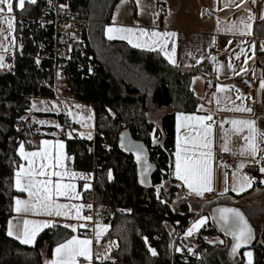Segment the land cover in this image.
I'll use <instances>...</instances> for the list:
<instances>
[{
  "label": "trees",
  "instance_id": "16d2710c",
  "mask_svg": "<svg viewBox=\"0 0 264 264\" xmlns=\"http://www.w3.org/2000/svg\"><path fill=\"white\" fill-rule=\"evenodd\" d=\"M119 1L37 0L34 5L26 3V10H15L16 47L13 59L8 60L9 70L0 73V264H46L58 244L74 233L87 235L56 223L41 231L32 246H25L6 231L17 194L13 186L14 173L21 163L17 148L20 143L35 148L40 139L51 137L55 130L32 123L27 113L33 99H53L59 82L64 93L94 110L93 139L65 135L61 139L70 168L93 174V206L98 219L109 226L107 238L114 244L112 259L106 264H244L243 252L247 249L253 254V264H264V229L234 259L227 255L228 241L206 242L218 235L211 224L192 242L183 237L198 216L221 204L205 202L207 210L197 212V206L183 202L172 209L175 194L181 190L172 177L175 114L197 112L199 101L191 91L190 80L201 76L211 90L215 84L212 65L205 61L183 70L157 52L133 49L122 41H106L104 26L110 23ZM57 4L67 7L59 13ZM57 16L60 21L56 23ZM70 22L79 25L78 38L72 39L62 31ZM255 35L264 40V20ZM149 107L165 112L159 125L147 119ZM39 116L57 118L69 128L74 126L66 123L64 114ZM122 137L126 147H121ZM133 145L143 149L151 166L145 184L140 183L142 162L138 164L134 151L128 150ZM161 184L158 199L156 187ZM257 186L253 184V188ZM90 190L83 191L84 200ZM179 240L187 242L195 253L184 262L175 254ZM149 247L156 250V256Z\"/></svg>",
  "mask_w": 264,
  "mask_h": 264
},
{
  "label": "crops",
  "instance_id": "0c3cea01",
  "mask_svg": "<svg viewBox=\"0 0 264 264\" xmlns=\"http://www.w3.org/2000/svg\"><path fill=\"white\" fill-rule=\"evenodd\" d=\"M133 0V3L136 4V1ZM147 3L152 5L155 3L158 5V14L157 12L148 13L147 15H141L138 11V8L135 7L131 9L129 3L124 4L121 3V0L114 7L111 21L109 24L104 26V38L106 41H122L129 45L133 49L141 50V51H150L146 48H137L133 47L128 43L127 40L121 39H112L109 40L105 35V30L107 27L116 26V27H125L132 28L135 31V36L133 37L135 42L144 43L149 40V37H140L139 29H144L147 32L151 33L152 31H156L159 33L165 32H174L176 36L174 38H169L168 40V48L170 49L172 46V42L174 40L176 45L175 52V60L177 63V67L187 70L191 67H194L202 62H207V59L210 58L208 56L207 51L209 49L213 50V55L211 57H215V61H213L212 71L214 73L215 84L211 90H207L204 79L201 76H194L190 80V88L195 97H197L199 103L197 107V112L194 113H179L183 115H197V116H205L208 115L209 112L213 115V126L211 133V151H212V168H213V187L215 193V197L213 199H209L206 202H219L220 206L223 205L225 207H232V201L239 202L248 200V197L252 195H264V183H261V180H264V173L259 172V167L261 165L255 164L251 161L250 157L241 156L239 154L240 147L245 144L243 137L248 135V131L245 128L243 132L233 134V126L227 121H231L233 119H241V120H251L255 122V128L257 133H264V89H261V81L264 80V51L261 50L262 45H264V40L260 38H256L255 32L256 28L259 24L264 20L261 17L264 16V0H246L244 4L240 7L236 5L240 4V0H197L194 3V0H146ZM135 6V5H134ZM190 6H193L194 9L186 10ZM151 7V6H150ZM130 8V9H129ZM136 9V10H135ZM249 13L254 17L251 22L252 29L250 35H239L238 33L232 35L225 31L227 27L231 24L239 25L241 18H243L247 22V18ZM113 16L116 17L115 24H113ZM217 21H219L220 30H217ZM139 37V39H137ZM215 38V44L213 45L211 42ZM231 40L232 43L228 44V41ZM255 46L254 49L252 46ZM8 46L7 44L5 45ZM244 48L245 54L248 57H251L247 60V64L244 63L245 54L240 53V49ZM163 58L164 56L157 51ZM237 55H239V59H237ZM203 57V59H201ZM165 59V58H164ZM166 60V59H165ZM197 60H200V63H197ZM167 61V60H166ZM168 62V61H167ZM228 63H232L233 70L227 67ZM172 65V64H171ZM241 67L247 68L246 72H240ZM239 73L237 75L236 73ZM243 79V80H242ZM195 80V82H193ZM245 81V82H242ZM59 86L55 90V97L51 100L44 99H33L39 102L40 104H52L54 101H58L61 103H69L76 106L85 105L80 103L73 98H71L68 94L64 93L62 90V84L59 82ZM220 85L225 87V92L217 93L216 86ZM236 89H239V93H237ZM237 95H241L243 100L236 99ZM214 97L220 99V104L216 103ZM226 97L228 99H226ZM32 100V101H33ZM251 103V112H237V111H226L222 109H231L237 105L243 103L246 107V103ZM203 105V111H200V106ZM89 107L93 112L94 118V110L91 106L85 105ZM247 108V107H246ZM32 114H51V113H43L34 111ZM62 114V113H61ZM174 118V152H173V171L172 177L175 179L174 165H175V151H176V116ZM56 115V114H55ZM41 118V117H39ZM66 123H69L67 120ZM71 123V122H70ZM205 123H210L205 121ZM221 123H223V128H221ZM42 127H51V126H43ZM63 128L62 135H65L66 128L65 125L61 124ZM72 126L71 128H74ZM197 131H202L201 128L195 127V122H189V126L187 128L181 129V135H190L195 136ZM61 135V136H62ZM52 137V138H51ZM51 137L43 138L38 141V145L35 148H29L26 145L25 151H38L40 147V143L43 140H48L52 142V154L53 157L56 153V148L54 147L57 139L52 134ZM258 141L260 139L259 135L257 137ZM63 141V140H62ZM227 141L228 151H224L223 147L225 142ZM64 144V141H63ZM261 148H264V143L260 144ZM191 148V145H188ZM19 148V146H18ZM17 148V150H18ZM63 153L65 159L62 161L63 168H53L49 169L50 171H64L65 169L75 172L78 175L75 179H70L69 177H64L62 179V183H74L79 180L80 183L76 187V191L81 194L80 200H68L65 197H54L59 203H70V204H84L83 201V189L82 180L79 176H85L83 172H78L72 170L69 165V157L65 152V144L63 148ZM219 152H224L230 157V163L228 165L223 164L219 160H217V154ZM18 154V151H17ZM191 154V153H189ZM264 155V153H258L257 159H260V156ZM19 156V155H18ZM20 158V157H19ZM21 160V159H20ZM54 162V161H53ZM27 164L26 161L21 160L20 164ZM244 163V168L241 170L244 174L249 175L250 177H254V181L250 188H247L245 191L237 194L231 190L232 188V173L237 170L238 165ZM261 164L264 165V160L261 161ZM19 167V166H18ZM90 175L91 180L93 179L92 173H87ZM225 174H227V183H225ZM59 179L58 177H52V180L55 181ZM176 181V184H181L180 181ZM257 183L258 186L253 188V184ZM14 185V179H13ZM181 187V193H183L184 197L192 202H204L202 196L198 197L195 194H190L186 187ZM225 187H228L229 191L223 193ZM15 189V188H14ZM251 190V191H250ZM250 191V192H248ZM17 192V191H16ZM211 193V192H206ZM220 193H223L222 195ZM205 194V193H204ZM203 194V195H204ZM244 195L242 198H234V196ZM15 197H19L21 199H27L26 193L17 192ZM14 204V200H13ZM85 205V204H84ZM239 209V208H236ZM246 208L240 209V212L246 211ZM83 210V209H82ZM243 213V212H242ZM82 215V211H81ZM44 220V219H52L56 221V223H69V224H81L83 220H69L62 217H44V216H34L31 213L27 214H17L12 211V214L9 216L7 223L9 220H13V222L19 221L20 227L23 226V220ZM97 222L102 226H107V231L103 232L100 238V242L97 244L95 239V231ZM95 226L92 228L91 232L87 233V235L74 233L73 236H76L78 239H91L92 240V253L93 259L92 264H106L107 261H111V253L114 249V244L111 243L107 238V233L109 230V226L103 222L102 219H98ZM7 223H6V231H7ZM253 229V227L251 226ZM47 229V228H45ZM44 229V230H45ZM78 231H82L81 228H77ZM254 232V229H253ZM184 237V234H183ZM254 237H256L254 233ZM13 238V237H11ZM15 239V238H13ZM70 239V238H69ZM17 240V239H15ZM68 240V239H67ZM19 241V240H18ZM231 242L230 239H228ZM34 244V243H33ZM28 244H23L25 246H32ZM113 246L109 249V245ZM57 247V246H56ZM55 247V248H56ZM54 248V249H55ZM53 249V252H54ZM245 252V251H244ZM243 252V253H244ZM107 253L109 259H104V254ZM97 254H99V258H97ZM237 256L234 255L230 257V259H234ZM244 257V255H243ZM52 257L47 261H51ZM80 260H83V257H79ZM46 261V262H47ZM80 264H88V261ZM245 264V258H244Z\"/></svg>",
  "mask_w": 264,
  "mask_h": 264
},
{
  "label": "snow or ice",
  "instance_id": "6c2138e0",
  "mask_svg": "<svg viewBox=\"0 0 264 264\" xmlns=\"http://www.w3.org/2000/svg\"><path fill=\"white\" fill-rule=\"evenodd\" d=\"M37 0H16L14 3L13 0H0V49L7 51V47L2 42L7 40L8 36L12 35L14 32V17L11 15L14 12L15 8L20 10H26L25 5L36 4ZM123 3L124 0H121ZM246 0H240V4L236 5L240 7L244 4ZM255 2V0H253ZM140 6V0H137V7ZM61 8L67 7L66 5H61ZM264 19V16L261 17ZM113 24H115L116 17L113 16ZM254 17L249 13L247 22L241 18L239 25L231 24L225 29L228 33L235 35L239 34L250 35L252 21ZM6 25V28H5ZM217 30H220L219 21H217ZM140 37H149L148 41L144 43L135 42L133 37L135 36V31L132 28L125 27H116L110 26L105 30V35L109 40L112 39H121L127 40L129 44L137 48H146L150 51H157L164 56L169 64L173 66H178L175 60L176 45L173 40L172 46L168 48L169 38H174L176 33L174 32H165L159 33L152 31L151 33L147 32L144 29H139ZM7 33V34H6ZM139 39V37H137ZM12 45L15 44V38L10 41ZM215 44V38L212 42ZM232 41L229 40L228 44H231ZM254 49V45L252 46ZM261 50L264 51V45H262ZM241 54H245L244 48L240 49ZM239 59V55L236 57ZM251 57H248L245 54L244 63L247 64V60ZM203 59V57H201ZM211 60L215 61V57H210ZM4 56L0 55V67H3ZM36 63H39L37 59ZM197 63H200V60H197ZM227 67L233 72L232 63H228ZM247 68L241 67L240 72H246ZM239 75V73H236ZM195 82V80L193 81ZM211 83V82H209ZM261 89H264V80L261 81ZM217 93L225 92V87L220 85L216 86ZM239 93V89H236ZM216 103L220 104V99L214 97ZM226 99H228L226 97ZM236 99L243 100L241 95H237ZM35 107V105H33ZM55 107V105L53 106ZM79 107V106H77ZM200 111H203V105L199 108ZM226 111H237V112H251L250 108H246L243 103L235 106L231 109H222ZM71 115V113H69ZM89 117L88 119H90ZM208 121L210 123H205ZM80 122V121H77ZM189 122H195V127L201 128L202 131H197L195 136L190 135H181V129L187 128ZM39 123L43 124L44 121ZM213 115L209 112L205 116L197 115H183L177 114L176 116V151L175 155V165L173 175L177 181H180L181 184H178L177 187L183 186L186 187L190 194H195L200 197L203 196L206 192H213V168H212V151H211V133L213 126ZM233 126V134L243 132L246 128L248 135L243 137L245 144L240 147L239 154L241 156L250 157L251 161L255 164L261 165L259 167V172L264 173V165L261 164V161L264 160V155L260 156V159H257L258 153H264V148H261L260 144L264 143V133H257L255 128V122L251 120H241L233 119L227 121ZM221 128H223V123H221ZM59 127V125H55ZM69 137L71 133H68ZM260 137L259 141L257 137ZM91 139V135L88 137ZM155 137L153 138V143H155ZM188 145L192 147L189 148ZM53 145L51 141L43 140L40 143L38 151H25V146L23 143H20L18 148V155L21 160L26 161L27 164H20L17 170L14 173V188L17 192L26 193L27 199H21L19 197H14V204L12 211L17 214H27L31 213L34 216H44V217H62L69 220L76 221H92L91 216L81 215L82 209L87 207L91 209L92 205L84 204H70V203H59L54 197H65L68 200H80L81 194L76 191V185L74 183H62L64 177H69L70 179H75L79 174L71 172L67 169L64 171H50L49 169L53 168H63L62 161L65 159L63 148L64 144L60 141H56L54 147L56 148L55 156L53 157L52 149ZM121 147H126L123 142V137L121 138ZM129 151H134L136 160L138 164H141L140 172V183L145 184L147 182V174L149 168L151 167L147 160L144 158V151L138 146H129ZM224 151H228L227 141L223 147ZM191 153V154H189ZM54 161V162H53ZM244 163L238 165L237 170L232 173V188L233 192L237 194L245 191L247 188L252 186L254 177H250L247 174H244L241 170L244 168ZM52 177H58L59 179L53 181ZM81 179L88 180L89 177L79 176ZM109 179H111V172H109ZM264 183V180L260 181ZM225 183H227V174H225ZM84 189L87 190L90 188V184L85 183ZM163 185L156 187L157 198L159 199V193ZM228 187H225L223 193L228 192ZM223 193H220L221 195ZM165 203V201H161ZM191 211V207H189ZM208 220L206 216H200L191 226L187 228L184 235L185 237L193 235V233L198 232L201 227H203ZM213 220L217 223L224 231L225 235H229L233 239V245L231 248V255H235L237 250L241 247L247 246L253 239V231L249 226L247 220L240 210L236 208H219L216 210V214L213 216ZM56 221L52 219L44 220H23V226L20 227L19 221L13 222L9 220L7 223V235L13 237L21 244L31 245L34 243L38 234L43 231L45 228H51L55 226ZM64 228H70L72 232H76L77 228L87 227L85 224H69L64 223L62 225ZM95 239L97 244L100 242V238L103 232L107 231V226L102 227L98 222L95 226ZM145 243H148L147 237H144ZM216 241H210V243H215ZM223 243V241H219ZM92 240L91 239H78L76 236H72L70 239L66 240L63 243L57 245L53 252V259L47 261L46 264H80L78 261L79 257H83V260L88 261V264H92L93 253H92ZM113 245H109V249ZM148 251L152 256H156V250L149 247ZM177 252L181 249L177 248ZM189 253H193V249H188ZM244 257L247 258V264H253L252 252L245 251L243 253ZM99 258V254H97ZM104 259H109L107 253L104 254Z\"/></svg>",
  "mask_w": 264,
  "mask_h": 264
},
{
  "label": "rangeland",
  "instance_id": "374dc122",
  "mask_svg": "<svg viewBox=\"0 0 264 264\" xmlns=\"http://www.w3.org/2000/svg\"><path fill=\"white\" fill-rule=\"evenodd\" d=\"M135 1H136V4L133 3V0H124L123 3L126 5H127V3H129L130 8L134 9L135 7H137V0H135ZM13 2L15 3L16 0H13ZM196 2H197V0H194V3H196ZM157 6L158 5L156 4V2L152 3V5H150L149 3L146 2V0H140V6L137 8H138V11L141 13V15H147L149 12L150 13L157 12V14H158L159 12H158ZM191 9H194L193 6H190L186 10L188 11ZM15 10H19V8L14 9V12L11 14L13 17H14ZM158 16H159V14H158ZM14 22H15V17H14ZM5 28H6V25H5ZM78 29H79V25L76 22H70L69 24H67L66 26H64L62 28V31L68 37L75 39V38H78ZM13 37L15 38L14 32L12 33V35L8 36L7 40L2 41L5 45L7 44L8 46H10L12 50L16 47V41H15L14 45H12L10 43V41L13 39ZM0 55L4 56V61H3L4 66L0 67V73H2V72H6L9 70L10 62L6 59L5 51L3 49H0ZM58 86H59V84L56 85V88H58ZM56 88H55V90H56ZM33 105H35V107H33ZM54 105H55V107H53ZM34 111L43 112V113H51V114H56V115H59L61 113L64 114L71 123L75 124L74 128L66 127V128H69V129L65 130V132H64L66 138H81V139L90 140L88 138L89 135H91V139L94 138L95 128H94L93 112L89 107H87L85 105H81V106L77 107L76 105H72L69 103H61L58 101H54V102H52V104H44V103L40 104L36 100L32 101L31 108L27 113V117L30 118L32 123H36V124L38 123L39 125L54 127L55 130L52 134L57 139V141H60L63 143V141L61 139V135L63 133V128H62L59 120L57 118H54V117H41V118H39L40 116L38 117V115L32 114V112H34ZM69 113H71V115ZM164 113H165L164 111L153 109V108L149 107V110L147 113V119L149 120V122H152L155 125H159V119L162 116V114H164ZM89 117H91V118L88 119ZM40 121H44V123L41 124V123H39ZM77 121H80V122H77ZM55 125H59V127L57 128V127H55ZM69 132L71 133L70 137L68 135ZM83 174L85 175V177H89V179L88 180L83 179L82 180V186H84L85 183H88V184H90V188H91L92 180H91L90 175L85 173V172ZM79 183H80L79 180H77L75 182L76 187L79 185ZM165 185H166L165 186L166 188H168L170 186L168 183ZM83 189H84V187H83ZM207 201H209V200H207ZM183 202H189V203H192L195 206H197L196 207L197 212H200L204 208L203 207L204 202L189 201L184 197L183 193H181V191H179L178 193L175 194V197L173 199L172 209L176 210V208H178V206L180 204H182ZM211 203H214V202H211ZM221 206H223V205H221ZM215 207L216 206H212V210ZM232 207L239 208L238 210H240V209L242 210V208H246L245 212L242 211L243 215H244L245 219L247 220L249 226L253 227L255 235L260 236V233L264 229V195H261V194L260 195H252V196L248 197V200H245V201H239V202L232 201ZM204 210L206 211L207 208H204ZM212 210H210L209 213L207 212V213L200 215V216L208 217L206 224L203 227H201L200 230L204 229L207 226V224H211L218 231V235H216L215 237H211L206 242L209 244H215V243L221 244V243H219V241H223L222 244H227L229 235H225L223 229L217 223L214 222V220H213L214 214L212 213ZM200 216H198L196 219H198ZM191 224L188 227H190ZM187 228H186V230H187ZM185 231H184V233H185ZM199 231L193 233V235L188 236V237H185V235H184V238L187 239L188 242H192L193 238L197 236V233H199ZM210 241H216V242L210 243ZM192 246H194V245H192ZM226 247L228 248L227 249V253H228L227 255L231 256L230 253H231V248H232V242H229V246L226 245ZM245 251H251V250L247 249ZM244 258H245V264H247V258L246 257H244Z\"/></svg>",
  "mask_w": 264,
  "mask_h": 264
},
{
  "label": "built area",
  "instance_id": "2783aa9c",
  "mask_svg": "<svg viewBox=\"0 0 264 264\" xmlns=\"http://www.w3.org/2000/svg\"><path fill=\"white\" fill-rule=\"evenodd\" d=\"M60 6H61L60 4H57L56 8L59 11V13H62L65 8H61ZM59 21H60V18H59V16H57L55 19V22L57 23ZM207 54H208V56L211 57L213 55V50L209 49L207 51ZM5 57L7 60L13 59V50L11 49L10 46H7V51H5ZM57 76H59L58 73H57ZM246 107L250 108L251 103L247 102ZM8 141H11V139L9 138ZM93 150H94V148H93V146H91L90 151H93ZM217 160H219L220 162H222L223 164H226V165H228L231 161L230 157L224 152H219L217 154ZM93 196H94V187H93V181H92L91 190L89 192H87L86 200H84V197H83V201H82V202H85V205H88V204L92 205L91 209H88L87 207H85L82 210L83 216H91L92 217V221H82L81 224L87 225V227L81 228L84 233L91 232L92 228L95 226L96 222L98 221V212L94 209V206H93ZM214 197H215V193L211 192V193H205L202 196V199L204 201H207L209 199H213ZM174 248H175V254L179 257V259L182 262H184L189 257L190 253L188 252V249L190 247H189V244L187 242H183V241L179 240L175 243ZM177 248L181 249V251L177 252L176 251ZM78 261H80L81 263L84 262V260H80L79 258H78Z\"/></svg>",
  "mask_w": 264,
  "mask_h": 264
},
{
  "label": "water",
  "instance_id": "95a60500",
  "mask_svg": "<svg viewBox=\"0 0 264 264\" xmlns=\"http://www.w3.org/2000/svg\"><path fill=\"white\" fill-rule=\"evenodd\" d=\"M207 63L211 65V64L213 63V60H211V59L209 58V59H207ZM242 82H245V81H242ZM219 208H230V207H225V206H220V205H218V206H216L215 208H213V210L211 209V210H212V213L215 215V214H216V210L219 209ZM250 227H251V226H250ZM252 231H253V229H252ZM228 239L231 240L232 245H233V239H232V237L229 236ZM254 240H255V237H254V232H253V239H252V241H251L247 246H244V247H241L240 249H238V250H237V253H238L240 250H242V249L248 247L251 243L254 242ZM237 253H236V254H237ZM236 254H235V255H236ZM233 256H234V255H231L230 257H233Z\"/></svg>",
  "mask_w": 264,
  "mask_h": 264
}]
</instances>
